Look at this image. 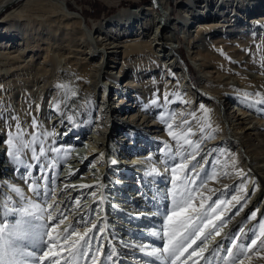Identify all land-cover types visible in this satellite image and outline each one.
<instances>
[{
    "label": "bare ground",
    "instance_id": "obj_1",
    "mask_svg": "<svg viewBox=\"0 0 264 264\" xmlns=\"http://www.w3.org/2000/svg\"><path fill=\"white\" fill-rule=\"evenodd\" d=\"M39 1L40 3H43L41 0H0L1 11L7 8V6H13V9L3 15L0 19V50H2L0 51V76H4L7 73L16 76L18 71L26 72L27 70L32 69L33 62L35 61L37 64V70L34 73L37 74L39 80V87L37 90L39 91L38 94L40 96L38 97H41L44 91H46V94L50 88L51 90L53 88L56 89L52 94L51 99L47 100L48 105L52 101H57L59 97L58 94H60L62 90L58 88L59 85L68 86V83H66L67 80L62 76L63 72H68V74L73 76L72 79H70L72 82L78 81L92 85L90 89L82 90L84 93L82 97H80L82 99H78L80 104L77 103L75 105L78 107L75 112L80 116V119L89 118V115L82 116L81 114H90V117L97 118L96 126H89L90 128L87 129L88 124H83V131H81L83 134H86L85 137L88 146L81 149L78 156L82 158L89 154L94 156L104 152L106 153L105 163H96L95 168L91 167L93 171L99 170V177L93 178V171L91 173L87 170V173L81 174L82 169L78 168V161L80 159L77 160V154L72 153L69 157L68 163L63 165L64 169H60V172L62 171V173L60 176L57 175L58 178L55 184L57 193L56 199L57 202H64L61 204V208L63 209L64 215L67 214V219L73 222L77 216L76 203L74 200H68L67 196L70 195L76 197L81 190L88 189L80 188V185H93L94 183H97L96 179H100L102 182H106L107 179L106 187L107 190L110 191L113 187H110L112 183L108 181L109 179L108 175L106 176V172L108 173L109 170H112L111 168H114L117 173L122 172L123 175L128 174L127 178L131 181L140 177H136L139 168L143 166L145 167L147 164H155L149 160L138 159V157L134 156L126 157L125 160H122V157L120 158L117 156L118 145H121V143H118L119 139H125V141H127L131 136L128 124H131L134 128L149 131L152 125L156 122L150 115L154 109L153 103L150 107L144 106V104H150V102L155 100L153 93H156V91H151V89L145 91L142 90L146 92L145 95L148 94L154 96L153 98H151L152 96L150 97L151 101L149 103H147L148 101L145 102L147 99L144 98L145 96L142 94L143 92H135V95H130L128 92L129 88L137 89L139 85L138 82H140L139 77H141L142 73L148 72H150V76L153 77L159 73L157 77H160L159 79L164 83V87L162 88L163 95L168 94L169 98L173 101L176 99L174 93L179 92L183 95L184 101L190 102L183 103L181 107H178L177 112L179 114L186 112L189 116V113H194V123H202V127L206 129L204 136L217 133L214 139H211L210 141L205 140L202 147L208 150L217 147L227 150L223 155L220 153H213L214 156L219 157L220 164L224 165L226 162L227 167L215 165L218 176L215 181H208L210 182L208 188L221 189L222 191L227 192L228 190L223 188L225 184H228L231 187L234 184L240 183L241 177L236 175L237 172L243 169L245 173L251 174L250 178L246 181L245 192L237 190L232 193L243 196V199L240 201V203L243 204V208L239 215L232 216V213L236 211V208L240 207V204L232 202V204L228 205V208H230L231 211H228V208H226L225 213L231 215L230 217L232 218L227 223V229L223 227V230H228L227 234L234 230L238 231L240 220L246 215L250 217V214L253 211L257 213V220L260 218L264 212V113L260 111V108L264 107L260 105V101L264 100V65L258 68V71L263 73V75L261 74L263 77L244 74V72L229 67L227 63V61H229L228 59H230V61L239 60V58H235V56L238 53L237 51L241 49L240 43L236 42L237 46L235 42H230L225 36L217 37L214 41L215 43L213 42L214 45H210L214 48L213 50L216 51V56H213V54L211 55L209 52H195L194 56H191L194 52H192L191 55L189 54L190 60L193 62L199 73V76L197 77L198 84L193 87V83L187 77L186 70H182L183 68L180 66L175 55L177 51L173 44L175 38L173 35H168L169 33L165 32L170 28H174L176 23H182V26L186 28V26L195 19L198 20L196 27L192 30H188L187 33H195L192 37L194 41H197L198 39L203 40L204 37H207L211 33L222 32L226 34L231 31V28L235 31L234 28L237 27V24L233 25L230 23L235 15H228L227 10H222V15V13H220L221 7L215 9L219 0H215V2H213V0H186V3L184 2L181 9L178 10V19L175 20L173 16L172 19H169L167 18L169 14L167 16L163 14L170 10V5L167 3V0H157L148 3L141 8L123 9L113 17L107 19V25L99 23L98 26L95 25L90 28L86 25L80 14L68 11L67 6L63 1L46 0V2L50 4L51 9L45 14L33 10V8L38 6ZM227 1L232 2L230 4L232 6L231 10H233L235 5L243 7L241 13L237 11L238 15L243 19L246 11H248V15L264 11V0H262L263 4L261 3V5L259 3L254 4V2L248 1L239 5V2L234 4L235 2L233 0ZM223 2L224 0H221L220 3L222 4ZM42 7L44 6L42 5L41 8ZM159 7L161 8L162 13H160ZM224 13L226 15H224ZM260 15L263 16L258 19L256 18L253 21H263L264 13H260ZM19 19L26 21L29 30H27V28H24L21 31L16 29L14 24ZM39 23L47 28L50 36L41 37L38 34L36 37L38 43L31 44L29 39L33 35L31 30L34 29H32V27L38 26L37 24ZM30 25H32V27H30ZM133 31L134 34L132 36H126L120 41L113 38L114 35H119L121 33L129 34L133 33ZM21 40V44L18 45H21L22 47L13 51V48L16 46H14V43L16 41L19 43ZM40 41L46 45L43 53H37L40 54V57L42 56V61L40 62L36 59L37 54L35 53L22 60V58L25 57L24 55H26L25 52L27 49H35V46H37ZM229 43H232L235 47L229 46ZM119 49H122V62H120V64L118 63L120 68H114V65L110 64V70L105 72L103 69H105L106 63L101 64V59L94 60L95 55L99 53H101L100 55H102V57L106 55L108 59L109 55H116ZM81 52L85 53L81 55ZM131 57L135 58V64L133 65L128 62ZM86 59L90 60V62H87ZM113 69L119 70L113 72ZM129 73L131 75L130 79H126V84L119 87V77L127 76ZM211 73L212 77L209 76ZM172 74H174V76ZM67 75L65 74L64 76L66 77ZM18 79L15 81H19ZM160 80L157 79L154 82L157 84ZM146 82L155 84L152 80H147ZM10 87L15 88L17 85L2 84L0 85V90ZM70 90L71 89H69V91ZM27 94L25 95V99ZM68 96L70 97H68L70 101H73L74 104L78 101L77 99H73L74 97H71L70 93ZM241 101L244 102L242 103ZM201 103L205 105L203 111L199 108ZM161 104H165L166 108L167 106H170L171 103H165L163 99ZM67 113H69V111ZM60 119L61 116L59 113L51 118L52 122L57 125L55 128L51 129L54 130V132L57 130L56 128L60 127L58 125ZM1 121L2 124L5 123L3 119H1ZM100 125H102V127ZM115 125L121 126L122 129L119 133L124 132V134L118 138L116 137L119 133L115 134L118 127H113ZM0 126H2V128L5 127L4 125ZM44 127L43 124V128ZM5 132L6 131L3 130L0 131V178L8 176L11 177L12 180H15L16 178L12 172L13 164L5 155L8 151L6 145L3 143L6 138ZM162 134L163 136L165 135L164 133ZM62 157L63 155L61 158ZM197 158L199 159V157ZM110 159H117V165L107 163V160ZM233 159L237 162L236 167L234 168L231 167ZM209 160L212 161L211 156L209 157ZM128 164H133V166L128 167ZM157 166L160 171H162L163 165L158 164ZM102 169H104V171ZM7 171H9V173ZM224 172H227L228 175H223ZM132 174L134 176H132ZM4 181L9 182L8 180ZM129 181L127 186L132 185L133 187H128V197H124L123 195L111 197L110 194H106V196H108L107 203L112 201H116L115 204L117 202L132 203L133 206L139 207L143 211L140 214L145 218V221L151 220L153 217L151 216L152 213L149 210L148 203L142 195L132 194L133 191L131 188H135L137 184L129 183ZM73 185L76 187L73 188ZM65 186L68 187L66 188ZM249 187L250 190H248ZM93 188L94 187L91 188V191H95ZM203 190L202 193L204 196L211 195L207 189ZM25 191L28 197H33L30 190L27 189ZM244 200H246L247 203H244ZM49 203H52V201H49ZM95 203L96 201H94L89 194L86 201L84 200V202H81L80 200V212H84L82 206L87 205L89 207L95 205ZM195 203L197 206L199 205V198H197ZM65 204L67 207L64 206ZM233 205H235V207H233ZM106 206L107 204L105 203L104 207ZM153 208L154 211L157 212V208ZM161 211L162 208H159V215H161ZM109 214H111V211L106 209L103 213L106 220L107 218H110ZM249 220H252L255 223L254 219ZM51 223L52 222H49V224ZM62 226H65V223L58 226L57 232L53 233L58 245L59 243H62L63 236L60 235L62 234ZM248 227L253 228V223L249 224ZM248 227L246 230L249 229ZM246 230L245 233H248ZM109 232L111 235L106 243L122 242L120 238V234L123 233L122 229L113 232L112 228H109ZM223 232L224 231H222L220 237H216V240L219 241L225 237L226 233L223 235ZM158 242L160 241L156 238V243L158 244ZM129 243L136 248L140 246L136 245L134 242ZM144 245H148L149 247L152 246L151 241ZM209 246H211V242ZM120 250L124 251V249ZM254 252L256 253V256L254 258L252 257L253 259L251 260L246 259V256L242 257L245 264H264V250H260L259 254H257L256 251H253L250 254H253ZM132 257L131 250H128V256L124 259L123 264H137ZM61 261H63V257H61ZM42 264H48V261H43Z\"/></svg>",
    "mask_w": 264,
    "mask_h": 264
},
{
    "label": "snow or ice",
    "instance_id": "obj_2",
    "mask_svg": "<svg viewBox=\"0 0 264 264\" xmlns=\"http://www.w3.org/2000/svg\"><path fill=\"white\" fill-rule=\"evenodd\" d=\"M58 88L62 89L64 94L55 103V110L61 116L58 125L64 128L63 132L54 133L44 130L42 122L35 116L31 121L33 131L28 132L24 124L20 122L19 116L13 114L8 117L15 121V130L11 131L13 125H8L10 131L6 134L3 143L8 149L5 155L13 164L12 172L16 179L12 180L8 176L0 178V264H42L43 261H48V264H123L128 256V250H131L137 264H189V262L191 264H201V262L203 264H245L242 257L252 251L259 254L260 250H264V219L259 222L258 234L254 228L250 227L248 233H245L244 228L240 227L238 231L234 230L226 234L223 239L216 240V237L221 236L223 227L227 226L225 209L228 205L232 202L240 204L232 216L239 215L242 210L243 204L240 201L243 196L232 193L237 190L245 192L246 181L251 174L241 169L236 173L241 177L239 184L231 187L228 184L223 186L225 190H228L227 192L208 188V181H215L218 176L212 162H215L217 166L227 167V163L221 165L219 157L214 156L213 153L223 155L227 150L220 147L208 150L202 147L206 139H214V134L204 136L206 131L204 127L198 129L199 136L190 126L187 134L177 135L171 131L173 128L171 123L167 125L168 135L176 141L175 150L173 146L164 144L158 149L163 154V159L154 161L163 165L162 171L152 168L138 180V183L143 185L140 192L147 203L155 204L161 191L164 194L159 199L170 200V206L164 205L160 231L150 232L151 237L154 238L151 240L152 246L141 245L137 249L123 238L121 243H106L111 234L108 228L110 222L103 215L105 211L103 205L108 201V196L105 195L107 192L105 182L99 183L96 186L98 190L91 192V198L96 201V206L89 207L83 213L80 212L81 198L67 196L68 200L75 201L77 216L64 229L62 243L58 245L53 233H56L57 227L67 220L61 208L64 202H57L56 189L52 187L58 178L55 174L58 161L65 153V148L59 144V140L73 133H75L74 138L79 139L78 129L85 123L96 126L97 119L90 117V114H81L89 115L88 119H74L76 113L68 102V86L59 85ZM70 95L76 97L77 94L73 91ZM174 95L179 101L190 103L183 100L181 93L177 92ZM163 99L165 103H171L168 94H165ZM153 105L160 108L158 100H154ZM260 105L264 106V100L260 101ZM199 108L203 111L205 105L201 103ZM68 111H73V115H67ZM260 111L264 113V107H261ZM5 116L6 113L0 111V119H5ZM182 123L187 122L182 121ZM56 126L53 125V128ZM37 128L41 130L36 131ZM105 156L104 152L94 155L89 163L103 164ZM210 156L212 161L209 160ZM107 163L117 165L118 161L110 159ZM236 164V160L233 159L231 167H236ZM209 169L212 170L209 171ZM223 175L227 176L228 173L224 172ZM4 180H9L11 183L6 184ZM153 180L157 185L155 194L151 193ZM18 182H23L32 192V200L20 194L21 189L15 187ZM79 187L92 188L93 186L80 185ZM6 189H10L11 193L17 195L10 196ZM201 189H207L211 195L204 196ZM213 196L216 198L213 199ZM197 198H199L198 206L195 203ZM244 203L247 201L244 200ZM64 206L67 207L66 204ZM228 211L231 209L228 208ZM158 214L159 208L153 216ZM256 215L257 213L253 211L247 219H255ZM231 218L228 217V219ZM41 221L45 222L41 223ZM48 221L52 223L49 224ZM155 238H158L161 243L157 244Z\"/></svg>",
    "mask_w": 264,
    "mask_h": 264
},
{
    "label": "rangeland",
    "instance_id": "obj_3",
    "mask_svg": "<svg viewBox=\"0 0 264 264\" xmlns=\"http://www.w3.org/2000/svg\"><path fill=\"white\" fill-rule=\"evenodd\" d=\"M42 1H43V3H40V1H39L38 6L33 8V10L36 12H40L41 14H45V13H47L48 10L51 9V7H50V4L48 2H46V0H41V2ZM61 1H63L66 4L68 11H70L72 13L80 14L81 17H83L86 25L89 26L90 28H92L95 25L98 26L99 23L102 25L103 24L107 25V19L113 17L115 14H117L119 11H121L123 9L128 10V9H134V8H141L145 5H147L148 3H152L153 1H157V0H61ZM233 1L235 2L234 4L239 2V5H241L245 1L254 2V4L259 3L260 5L262 3V0H233ZM184 2L186 3V0H167V3L170 5V10H168V12L163 13V14L165 16H167L169 14V16H167V18H169V19H172V16L175 18V20L178 19V17H179L178 10L181 9V6L183 5ZM213 2H215V0H213ZM218 2L216 4L217 7L215 9H218L221 7L220 13H222V15H223L222 10H227L228 15H230V16L235 15V16H233V18L230 22L233 25L237 24V27L234 28L235 31H233L231 28V31L227 32L226 34L221 32L223 34L222 35L221 33L215 32L213 34L212 33L209 34L210 36L208 35L207 37H204L203 38L204 41L201 39L194 41V39H192V37L195 33H189L188 34L187 31L190 29L192 30L196 27L198 20H195V19L192 20L191 23L186 26V28H184L182 26V23H179V24L176 23L174 28H170L169 30L165 31V32L169 33L168 35H173V37L175 38V42H173L174 47L177 49L175 55L178 59V62L180 63V66L183 68L182 70H184V69L186 70L187 77L193 83L192 84L193 87L197 86V84H198L197 77L199 76V73L197 71V68L194 66L193 62L190 60L189 54L191 55V53L194 52L191 55V56H194L195 52H197V53L198 52H201V53L209 52V53H211V55L213 54V56H216V54H215L216 51L213 50L214 48H212L211 46L214 45V43H215L214 41L217 39V37H224L225 36V38L228 39L230 42L240 43L241 49H239L237 51L238 53L235 56V58H239V60L238 61H234V60L230 61V59H228L229 61H227V63L229 65V67H231L235 70H239L241 72H244V74H249L251 76L253 75V76L263 77L262 76L263 73H260L258 71V68L260 66L264 65V55H263L264 54V25H263L264 20L263 21H253V20L256 18L258 19L259 17H262L263 15H260V13H264V11L256 12L255 14H249V15L247 14L248 11H246V13L244 14V19H243L237 13V11H239L241 13L242 8H243L242 6L239 7V6L235 5L237 7L234 6L233 10H231L232 9L231 8L232 6L230 5L232 3L231 1L224 0V2L222 4L220 3L221 0H219ZM41 4L44 7L41 8V6H42ZM158 6H159V4H158ZM38 8H39V10H38ZM159 8H158V10H159ZM12 9H13V6H7V8L3 9V11L0 10V19L3 15L8 13ZM160 13H162L161 8H160ZM224 15H226V14L224 13ZM237 22H239V23H237ZM14 25L18 31H21L24 28L25 29L27 28V30H29V27L27 26V23L25 20L23 21V20L19 19L16 21V23ZM37 25L38 26H35V27H32V25H30V27H32V29H34V30H31L33 35L31 34L32 36L31 35H30L31 37L29 36L30 37L29 40L31 41V44H33V43L37 44L38 43L36 40V37L38 36V34L41 37H49L50 36V34L47 31V28H45L44 25H40V23ZM248 28H249V30H248ZM133 34H134V31H133V33H129V34L121 33L119 35H114L113 38H115L117 41H120L122 38H124L126 36H132ZM20 42H22V40L19 41V43H18V41H16L14 43V46L15 45L16 46L13 48V51L22 47L21 45H18V44H21ZM237 43H236V45H237ZM63 45H64V43H63ZM228 45L235 47V45H232V43H229ZM7 47H8V45H7ZM45 47H46V45L43 44L42 41H40V43L37 46H35V49H31V48L27 49V51L25 52L26 55H24L25 57H23L22 60L26 59V57H28L29 55H32V54L34 55V53L35 54L43 53ZM31 50H32V52H31ZM121 50L122 49H119L118 53L114 56L109 55L108 59H107L106 55H104L102 57V55H100L101 53L96 54L94 60L101 59L100 60L101 64L106 63L105 69H103L105 72L110 70L109 66H111V65H114V68H116V67L120 68L119 64H120V62H122V51ZM0 51H2V50H0ZM6 51H8V50H6ZM84 53L85 52H81V55ZM41 57H40V54H37L36 59H38L41 62L42 61ZM86 61L90 62V60H88V59H86ZM128 62L131 65L135 64V58L131 57ZM36 66H37V64L34 61L32 69H29L26 72H19L18 71L16 73V76L12 75L11 73H9V74L7 73L4 76H0V85H2V84H4V85H8V84L9 85L10 84L17 85V87H15V88L10 87V88H3L0 90V95H1L0 102L2 103V104L0 103V111L2 110V112L6 113L5 119H3L5 122L4 124H2V121L0 119V125H4L5 127L2 128V126H0V129L3 131H6L5 132L6 134L10 131L8 125L11 124V122H12V125H15V121L8 118L9 116H11L13 114L19 116L20 122L22 124H24L25 130L26 131L28 130V132L33 131L32 127H31V121H32V118L34 116H36L38 118V120L41 121L42 124H44L45 130L50 129L49 131L54 132V130H51V129H53V124H54L52 122L51 118L55 117V115L58 114V112L55 110L54 104H55V102L58 101V99L60 97L63 96L64 93L61 90V93L58 94L59 97H58L57 101H55V102L52 101L49 105L47 104L48 103L47 100L51 99L52 94L56 91L55 88H53L52 90L50 88L46 94H45L46 91H44V93L41 95V97H38V96H40L38 94L39 91L37 90L39 87V82H38L39 80L37 78V74L34 73L37 70ZM5 70L8 71L7 69H5ZM118 70L119 69H115V70L113 69V72H117ZM155 73H157V72H155ZM62 74H63L62 76L64 77V79L67 80L66 83H68V94L69 93L71 94V92H73V91L77 94L76 97H74L73 99H77V100L82 99L80 97H82V95L84 94L83 91L85 89H90V87L92 86L91 84H84L83 82H78V81H74V80H73L74 82H72L70 79H72L73 76L68 74V72H66V73L63 72ZM65 74L66 75L68 74V75L65 77L64 76ZM157 75H155L153 77V76H150V72L142 73L141 77H139L141 83L138 82L139 85H138L137 89H130V88L128 89V92L130 95H135L137 92H139V93L143 92L142 94L145 96L144 98L147 99V100H145V102L148 101L147 103H149L151 101V98H153L155 96V100L159 99L158 102L160 103L159 104L160 108H157L154 106V109L152 110L153 111L152 114L150 113L152 118H154V121H156L152 125L151 129L149 130L151 132L145 131L142 129L134 128V127H132L131 124H128V128L130 130L131 136L129 137V139L127 141H125V139H123V140L119 139V141H118V143H121V145H118V149H117L118 155L117 156L120 158L122 157V160H125L126 157H130V156L138 157V159H145L147 161L149 160L150 162H154V161H157L159 159H163V154L160 153L158 151V149L162 148L164 146V144H169L170 146H173V150H175L174 146L176 145V141H174L172 139V137H170L168 135L169 129H168L167 125L169 123H171L173 125V128L171 129V131L177 135L187 134V130H188L189 126L192 128L193 132H196L197 136L200 135L198 129L200 127H202V123L201 124L200 123H197V124L194 123L195 115L194 116H190V115L188 116V113H186V112L183 114H179L177 112L178 107H181L183 105V102L181 103L177 98L173 101L169 98L171 100L170 106H167L165 108V104H163V105L161 104V102L163 100L162 98H164V95L162 94V91H163L162 88L164 87V83L159 79L160 77L159 78L157 77ZM211 75H212V73L209 74L210 77H212ZM130 76H131L130 73L127 76H120L119 77L120 81L118 82L119 87H121L123 84L125 85L126 84L125 80L130 79ZM17 79L19 81H15ZM157 79L160 80V82H158L156 84L154 81ZM147 80H152L155 84L146 82ZM122 81H124L125 83ZM23 87H24V89H23ZM69 89H71L72 91L71 90L69 91ZM147 89H151V91H156V93H153L154 96L148 95V94L145 95L146 92H144V91ZM142 90H144V91H142ZM29 92H30V95H29ZM26 94H27V97H26L27 100L25 99ZM69 98H68V102L70 103V106H72V109L74 111H76L78 107H76L75 105L77 103L80 104V101L78 100L74 104L73 101L71 102ZM153 101L150 102V104H147V105L144 104V106L150 107V105H152ZM37 105H39V108H38L39 110L37 109ZM161 108H162V111H161ZM72 112L73 111H69V113H67V115H73ZM20 113H21L22 117H21ZM153 114H154V116H153ZM173 115H174V118H173ZM76 118L80 119V116L78 114H76L74 119H76ZM155 118H156V120H155ZM182 121H186L187 123H182ZM45 124H47V125H45ZM177 125H179V127ZM46 126H47V128H46ZM89 126L90 125L88 124L87 129L90 128ZM113 127H118L115 134L119 133L120 130L122 129L121 126L115 125ZM12 129L15 130V127L13 126ZM12 129H11V131H14ZM56 129L57 130L54 133H61L64 131V128H62V127H58ZM79 129H78L79 131H81V130L83 131V127H80ZM40 130H39V128L36 129V131H40ZM162 133H164L165 135L163 136ZM122 134H124V132L119 133L118 136L117 137L115 136V137L118 138ZM213 134L215 137L217 133H213ZM207 136L208 135H205V137H207ZM65 138H67V137L65 136ZM191 138L196 139V137H191ZM85 141H87V140L84 139V142ZM59 144L65 148V153L63 154V157L58 161V166L55 169V174L58 176L61 175L62 171L60 172V169L61 168L64 169L63 165L68 163L69 157H70V155H72V153L77 154V157H76V158H78L77 160H79V159L81 160L85 157L84 156L81 158L80 156H78L80 154V151L78 153V152H75L74 150H72L75 146L73 145L74 143L72 142L71 138L62 139V140L60 139ZM80 144H82V143H80ZM219 145H220V143H219ZM219 145H216V146H219ZM86 146H88V144L83 143V145L80 146V150L86 148ZM96 163L97 162L91 163L90 166L95 168ZM212 163H213V167L215 168L214 162H212ZM157 165H158V163L157 164L155 163L152 165L147 164V165H145V167L143 166V167L139 168V172L137 171L138 173L136 174V177L143 175L144 173L150 171L152 168H156L157 171H160V169ZM130 166H133V164H128V167H130ZM111 169L112 170H109V172H108L109 174L106 172V176L108 175V179H109L108 181L110 183H112L110 185V187H113V188H111L110 191L107 190V192H105V195L110 194L111 197L112 196L115 197L116 195L121 196V195L129 194L128 187H133V186L132 185L127 186L128 181H129L127 178L128 174L123 175L122 172L117 173V172H115L116 170L114 168H111ZM90 170H92V169H90ZM102 170L104 171V169H102ZM140 170H142V171H140ZM211 170L212 169H209V171H211ZM81 171H82L81 174L87 173L86 170H81ZM7 172L9 173V171H7ZM93 172H94L93 178L94 177L98 178L99 177V173H98L99 170H94ZM97 173H98V175H97ZM132 176H134V175L132 174ZM138 180H139V178L129 181V183L137 184V186L135 188H131L133 191L132 194H134V195H142V193L140 192V189L143 187V185L139 184ZM145 180L147 181V177H145ZM96 181H97V183H94L92 185L94 187L93 189H95V191L98 190L96 186L102 182L100 179H98V180L96 179ZM209 181L212 182L213 180H209ZM210 182H208V185L210 184ZM4 183L10 184L11 181H9V182L4 181ZM105 183H107V179H106ZM55 184L52 185V187L55 188L56 187ZM152 186H157L155 184L154 180L151 183V187ZM15 187H19L21 189L20 194L27 197L28 200L33 199L32 196L28 197V195L25 193L26 192L25 190H27L28 188L26 185L23 184V182L16 183ZM154 190L157 191V187L154 188ZM248 190H250V187L248 188ZM5 191H7L10 196L17 195V194L11 193L10 189H6ZM203 191L204 190L201 189V192H203ZM91 192H92L91 188H88L86 190H81L77 195L81 198V202H84V200L85 201L87 200L88 195L89 194L91 195ZM31 195H32V192H31ZM215 198L216 197L213 196V199H215ZM33 202L38 203L39 201H33ZM115 202L116 201H112V202H108V203L106 202V204H107L106 207H104V205H103L104 208L109 209V211H111V214H109L110 218H107V221L110 222L108 224V228H112L113 232H117L120 229H122L123 233L120 234V238H123L124 241L134 242L136 245H140V246L144 245V244H148V242H150L152 239H154V238H151L149 240V237H147V239H145L142 237L143 235L139 236L138 230L144 228V229L149 231L147 234H150L151 229L149 228L150 227L149 225H153V226H155L154 230L157 231V229H158V231H160V229L162 227V223H163V217H161V215H159L160 213L158 215L153 216V213H156V212L154 211L153 207H149V205H148L149 210L152 213L151 216L153 218L149 221H145L144 220L145 218L143 216H141V214H140L143 211L139 207L133 206L132 203L117 202L115 204ZM209 203H210V201H209ZM109 204L111 206H109ZM166 204H169V206H170V202L166 203ZM22 206H24V205L22 204ZM95 206H96V203H95V205L89 206V207H95ZM8 207H10V205ZM42 207L46 208L47 206L42 205ZM89 207L87 205H84V206H82V210L84 209L83 211H87V209ZM63 214H64V212H63ZM138 214H140V215H138ZM65 216H67V214ZM230 216L231 215L225 213V223L226 224L231 220V219H228V217H230ZM247 217H248V215L244 216L240 220V222L238 224V226H239L238 229L240 227H243L244 230H246L247 227L249 226V224L253 223V228L258 232L259 231L258 225H259V222L262 219H264V212L262 213V215L260 216V218L258 220H257V217L254 219L255 223L252 220L250 221L249 219H247ZM9 219H11V218H9ZM111 224H113V225H111ZM218 224H219V222H218ZM127 227L130 229V231L124 232V230L126 231ZM224 228H226V227H224ZM222 231H224L223 235H225V233L226 234L228 233V230H222ZM247 231L248 230H246V232ZM124 233H129V235L124 234ZM147 234H146V236H148ZM139 237H140V239H139ZM146 240H149V241H146ZM211 246H209L210 249H211ZM250 253L251 252H249V254L246 256L247 257L246 259L251 260L256 256L255 252L253 254H250ZM221 254L223 255V253H221ZM189 263H191V262H189ZM201 264H203V262Z\"/></svg>",
    "mask_w": 264,
    "mask_h": 264
}]
</instances>
